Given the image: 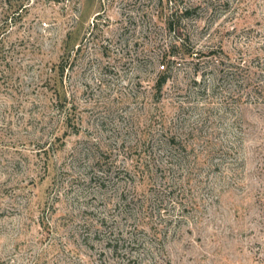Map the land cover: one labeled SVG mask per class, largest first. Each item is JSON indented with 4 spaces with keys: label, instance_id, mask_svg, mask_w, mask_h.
Wrapping results in <instances>:
<instances>
[{
    "label": "rangeland",
    "instance_id": "rangeland-1",
    "mask_svg": "<svg viewBox=\"0 0 264 264\" xmlns=\"http://www.w3.org/2000/svg\"><path fill=\"white\" fill-rule=\"evenodd\" d=\"M0 264H264V0H0Z\"/></svg>",
    "mask_w": 264,
    "mask_h": 264
},
{
    "label": "trees",
    "instance_id": "trees-1",
    "mask_svg": "<svg viewBox=\"0 0 264 264\" xmlns=\"http://www.w3.org/2000/svg\"><path fill=\"white\" fill-rule=\"evenodd\" d=\"M187 10H185V12H186Z\"/></svg>",
    "mask_w": 264,
    "mask_h": 264
}]
</instances>
